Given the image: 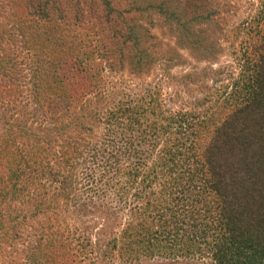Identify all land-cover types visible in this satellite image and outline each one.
I'll return each mask as SVG.
<instances>
[{
  "label": "trees",
  "instance_id": "1",
  "mask_svg": "<svg viewBox=\"0 0 264 264\" xmlns=\"http://www.w3.org/2000/svg\"><path fill=\"white\" fill-rule=\"evenodd\" d=\"M12 5L20 13L15 14L20 35L35 44L42 39L43 45L31 48L35 118L26 125L11 113L2 129L9 141L24 137L27 150L23 155L0 148V239L16 241L12 229L24 213L2 211L25 194L30 179L35 189L25 203L32 214L44 210L39 205L66 199L75 185L87 192L88 183L105 182L112 185L113 198L131 202L121 215L104 208L110 218L105 222L122 221L110 238L118 260L165 250L198 264H264V9L235 28L243 39L238 72L227 84L229 99L176 113L159 105L157 93L137 98L117 89L100 101L95 58L113 70L128 64L131 73L147 71L155 58L144 46L152 37L139 21L145 15H158L179 45L186 40L189 51H205L212 44L201 26L210 15L186 17L175 0H17ZM36 21L43 23L41 31ZM9 63L12 58H0V76L10 73ZM52 96L66 101L64 114L50 110ZM53 211L63 215L66 208L56 202ZM36 239L24 250L29 264H78L59 238Z\"/></svg>",
  "mask_w": 264,
  "mask_h": 264
},
{
  "label": "rangeland",
  "instance_id": "2",
  "mask_svg": "<svg viewBox=\"0 0 264 264\" xmlns=\"http://www.w3.org/2000/svg\"><path fill=\"white\" fill-rule=\"evenodd\" d=\"M16 1L0 0V58L4 61L12 58V64L9 63L7 67L11 75L8 76L9 73L5 76L2 73L0 76V148L3 150L5 148V153L6 150L10 152L15 150L26 155L27 145L24 137H16L15 140L9 141V137L2 135V129L5 128V122L11 113L15 117L22 118L26 125L35 118L32 116L34 107L29 93L30 74L35 66L33 64L35 53L31 48H40L43 41L39 39L35 44L27 41V34L24 38L20 35L15 20L20 13H16L17 9L12 5ZM117 1L123 2V0ZM175 2L179 5V12L186 17L210 15V21L201 28L202 34H205L212 46L202 52H191L185 48L186 40L179 45L177 38L170 34L158 15H145L139 21L147 31L145 34L152 36L144 46H147L149 49L147 50L154 56V63L147 71L135 74L129 71L128 64H124L121 70H113L107 66L103 58H95L94 65L100 73L98 82L103 96L100 101L106 100L107 95L111 97L110 93L117 89L133 94L137 98L157 93L158 103L164 110L180 113L182 110L200 109L214 104L216 98L229 99L230 87L227 84L231 81V74L236 76L238 72L236 60L241 56V39H243L239 34L236 35L235 28L249 17L258 14L259 10H263L264 0H175ZM20 20L24 24L32 23L28 17H21ZM34 23L41 31L40 24L43 26V23L39 21ZM73 27L70 26L71 29ZM33 30L30 29L31 32ZM42 50L45 51V48L43 47ZM49 100L51 104L48 101V107L52 112L56 111L59 115L65 113L67 103L64 99L52 96ZM71 100L69 99L68 103ZM228 103L230 101L226 102ZM43 146L44 144H41L39 147ZM129 162L138 164L143 161L131 159ZM30 172L32 171L25 170L26 175L31 176ZM36 174L37 172L34 173ZM37 178L41 183L44 180L38 175ZM19 184L16 183V186L18 187ZM88 184L90 189L87 192H81V187L75 185L71 188H76V191L68 194L66 199L58 197L49 207L39 205L44 210L36 209L32 214L31 206V210L28 211L25 203L26 198L33 194L35 189L30 179L25 194H19L14 202L9 204V209L4 208L2 211V214L9 211V215L24 213V218L12 229L11 235H15L16 241L11 240L12 238L7 241L0 239V264L5 260L29 264L24 259V250L33 245L37 241L36 238L48 240L53 237L59 238L67 245L78 264L199 263L196 258L181 261L179 257H172L165 250L159 253V256L140 257L134 260L115 258L114 252L109 249L110 238L118 233L122 221L105 222L110 218L104 213V208L109 205V210L117 211V214L121 215L124 206L131 205V202L126 201L124 205L118 201L119 199L113 198L111 184L105 182L98 183L100 186ZM151 190L156 192L155 187ZM50 191L47 192L48 195L52 194ZM127 194H131L130 191ZM56 202L66 208V211L62 212L63 215L54 213ZM203 260L208 261V256L203 255ZM42 264L46 263L42 262Z\"/></svg>",
  "mask_w": 264,
  "mask_h": 264
}]
</instances>
